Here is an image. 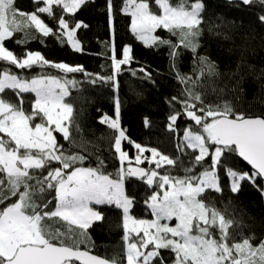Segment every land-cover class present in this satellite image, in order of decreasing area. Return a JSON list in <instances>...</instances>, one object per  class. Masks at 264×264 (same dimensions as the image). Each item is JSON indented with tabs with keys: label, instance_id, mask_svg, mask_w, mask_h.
<instances>
[{
	"label": "snow or ice",
	"instance_id": "6c2138e0",
	"mask_svg": "<svg viewBox=\"0 0 264 264\" xmlns=\"http://www.w3.org/2000/svg\"><path fill=\"white\" fill-rule=\"evenodd\" d=\"M85 2L38 0L34 11L25 13L15 7V0H0V62L19 69L39 65L64 73L84 71L66 63L50 62L39 51H28L23 57L15 55L6 48L5 41L14 33L32 27L48 37L53 28L41 19V14L46 13L58 23L59 37L66 36L67 43L79 52L81 46L76 33L87 25L63 14L57 15L54 8L59 7L61 13H75ZM251 2L242 0L246 5ZM154 3L158 13L153 11L152 0H125L124 12L131 17L132 33L145 46L167 45L170 48L174 69L181 55L179 48L194 54L198 67L195 81L176 69L178 80L185 84L184 114L200 126L198 130L185 129L184 142L187 148L198 149L193 166L206 157L211 158V165L198 176L189 175L192 169L187 168L183 177L161 175L142 168H129L125 173L121 168L119 179L115 180L102 171L101 160L96 167L77 166L83 165L85 156L66 154L53 134L60 133L64 140L75 145L72 139L74 109L65 97L70 95V86L75 88L77 82L56 76L25 79L0 68V134H3L0 136V264H120L115 258L108 260L81 250L83 240L77 239L86 238L92 223L103 219L93 207L103 204H115L123 211L126 264H157V261L168 264L162 250L171 253V264H264V239L255 242L254 235L235 239L230 230L236 221L203 199L206 190L222 191L217 169L223 166V159L230 153L238 154L254 170L238 172L224 166L231 180L232 193L240 190L242 182L255 184L258 178L264 177V116H246L236 112L227 102L205 104L202 94L188 87L204 75L217 74L215 64L197 53L203 8L200 0L190 4L187 0H178L176 4L172 0H154ZM260 3L264 4V0ZM108 7L111 18V0ZM259 19L264 23V15ZM160 28L176 37V42L154 35ZM21 42L25 41H18ZM131 51L125 46L123 58L118 59L115 48L112 49L113 76L108 79H114L121 66L132 60ZM6 90H18V97L20 93H34L32 112H25L22 97L19 103L6 99ZM179 115V112L170 115V130ZM37 117L41 122H34ZM100 122L117 133L114 148L123 163L128 154L121 150V141L127 137L120 126L119 101L115 117L105 115ZM148 124L146 119L145 125ZM134 146L138 150L136 162L139 164L146 149L139 143ZM147 151H151L153 157L148 162H154L157 168L176 163L156 149ZM53 161L60 166L51 168ZM126 175L138 176L149 186L156 184L162 190V196L154 193L149 198L148 206L154 217L151 221L134 219L129 214L133 199L125 193ZM48 189L55 191L54 209L42 196ZM173 219L174 226L165 222ZM132 233L136 234L135 241L131 239Z\"/></svg>",
	"mask_w": 264,
	"mask_h": 264
},
{
	"label": "trees",
	"instance_id": "16d2710c",
	"mask_svg": "<svg viewBox=\"0 0 264 264\" xmlns=\"http://www.w3.org/2000/svg\"><path fill=\"white\" fill-rule=\"evenodd\" d=\"M177 2L178 0H172L173 4ZM187 2L190 4L195 0ZM37 3L38 0H15V7L25 13H32ZM200 3L203 8L197 53L208 57L215 64L217 74L204 75L194 84L189 83L188 87L202 94L205 104L223 105L227 102L236 112L246 116H264V23L259 19L264 15V4L260 0H252L247 5L241 0H200ZM111 4V18L109 0H86L75 13H61L59 7L54 8L57 15L63 14L66 18L87 25L76 33L81 46L79 52L67 43L66 36L59 37L58 23L46 13L41 14V19L53 28V33L48 37H43L32 27L14 33L12 38L5 41L6 48L15 55L23 57L28 51H39L50 62L66 63L71 67H81L84 71L64 73L54 67L39 65L19 69L7 62H0V68H6L25 79L56 76L77 82L75 88L70 86V95L65 97V101L74 109L72 139L75 145L72 141L64 140L62 134L53 133L66 154L78 153L85 156L83 165L77 166L96 167L98 160H101L102 171L110 174L114 180L119 179L121 168L127 173L132 167L126 168L118 158L114 148L117 133L100 122L103 113H110L119 101L120 126L127 137L121 141V150L128 154L129 159L136 155L138 150L134 145L139 143L145 149H156L176 161L174 165L164 164L160 168L154 163L143 161L138 165L142 169L155 170L161 175L183 177L185 169L191 168L189 175H200L209 168L212 161L210 157H206L200 164L193 166L198 151L187 148L184 131L188 128L198 130L200 126L195 125L184 114L182 101L185 84L178 80L176 72L178 69L181 74H186L195 81L198 67L194 54L190 50L179 48L181 55L174 69L167 45L145 46L132 33L131 17L124 12L125 0H111ZM152 8L159 12L154 0ZM154 34L176 42V37L162 28L157 29ZM125 46L131 48L132 60L121 66L114 79H108L113 76L112 49L115 48L117 58L122 59ZM92 80L96 82L93 83ZM17 92L6 90L5 98L19 103L22 97L23 109L26 113H31L34 94L20 93L18 97ZM173 97L178 99L173 100ZM177 112L180 115L170 130L169 117ZM146 119L149 121L147 126ZM34 122L39 123L41 120L37 117ZM59 166L55 161L50 165L51 168ZM224 166L238 172L251 173L236 153L228 154L223 159V166L217 169L222 191L206 190L203 199L214 204L226 217L236 221L235 227L230 230L235 239L254 235L255 242H258L264 239V205L260 196L264 191V182L258 178L255 184L252 183L255 188L252 190L244 181L240 191L232 193L231 180L227 177ZM124 188L125 193L133 199L130 215L134 219L150 220L152 216L147 203L151 195L160 193V188L156 184L149 186L141 178L127 175ZM42 196L49 207L54 209L55 191L48 189ZM93 207L101 213L103 219L92 224L87 230L86 238L77 237L83 240L81 249L108 260L115 258L120 264H126L122 209L113 204ZM131 239L135 241L137 237L131 235ZM162 255L171 264V253L162 250Z\"/></svg>",
	"mask_w": 264,
	"mask_h": 264
},
{
	"label": "rangeland",
	"instance_id": "374dc122",
	"mask_svg": "<svg viewBox=\"0 0 264 264\" xmlns=\"http://www.w3.org/2000/svg\"><path fill=\"white\" fill-rule=\"evenodd\" d=\"M242 1V0H241ZM155 35V34H154ZM142 42V41H141ZM143 43V42H142ZM144 44V43H143ZM123 58V57H122ZM16 91H18V90H16ZM34 94V93H33ZM34 96H35V94H34ZM116 108V107H115ZM105 115H107L108 117H110V118H114L115 117V109H112V111L110 112V113H103V117L105 116ZM102 117V118H103ZM197 151H198V149H196ZM198 154H199V152H198ZM117 155H118V158H119V154L117 153ZM138 155V151L136 152V155L132 158V159H129V158H127L125 161H123V163H121L122 165L124 164V166L127 168V167H130V166H138V165H140V164H142V162L143 161H149V160H153V157H152V153H151V151H147V149H146V151L143 153V154H141V162L138 164L137 162H136V156ZM158 159V158H157ZM120 160V159H119ZM121 162V161H120ZM149 163V162H148ZM152 163H154V162H152ZM155 164V163H154ZM245 185H249L250 186V188L252 189V190H255V188L253 187V185H252V182L251 181H246L245 182ZM242 186V185H241ZM241 189V188H240ZM240 191V190H239ZM238 191V192H239ZM237 192V193H238ZM161 196L163 195V192H162V190L160 189V193H159ZM260 196L262 197V204L264 205V191L262 192V194H260ZM149 201V200H148ZM114 206H115V204H113ZM116 207V206H115ZM147 207H148V209L150 210V212H151V216H152V218L149 220V221H151L154 217H153V215H152V210H151V208L148 206V203H147ZM117 208V207H116ZM98 211V210H97ZM130 214V213H129ZM100 221V220H99ZM99 221H94L93 223H95V222H99ZM165 222H167V223H169L170 225H172V226H174V224H175V220L173 219L172 221H165ZM92 223V224H93ZM131 235H135L136 236V234L135 233H132ZM141 235H142V233H141Z\"/></svg>",
	"mask_w": 264,
	"mask_h": 264
},
{
	"label": "water",
	"instance_id": "95a60500",
	"mask_svg": "<svg viewBox=\"0 0 264 264\" xmlns=\"http://www.w3.org/2000/svg\"><path fill=\"white\" fill-rule=\"evenodd\" d=\"M237 156H238V158L250 169V171L251 172H253L254 170L252 169V166L250 165V164H248L247 163V161H245V160H243V158L242 157H240L238 154H237ZM131 169H137V168H141V167H139V166H132V167H130ZM131 177H137V178H139L138 176H131ZM261 181H263L264 182V177H260L259 178ZM81 250H83V249H81ZM91 253V252H90ZM91 254H93V253H91ZM94 255V254H93Z\"/></svg>",
	"mask_w": 264,
	"mask_h": 264
}]
</instances>
